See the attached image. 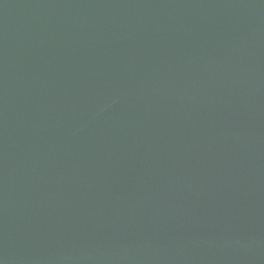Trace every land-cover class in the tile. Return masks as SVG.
Wrapping results in <instances>:
<instances>
[{"label":"water","instance_id":"1","mask_svg":"<svg viewBox=\"0 0 264 264\" xmlns=\"http://www.w3.org/2000/svg\"><path fill=\"white\" fill-rule=\"evenodd\" d=\"M0 264H264V0H0Z\"/></svg>","mask_w":264,"mask_h":264}]
</instances>
